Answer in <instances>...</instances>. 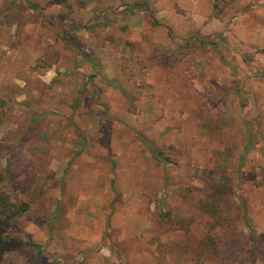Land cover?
I'll return each instance as SVG.
<instances>
[{"label": "rangeland", "instance_id": "rangeland-1", "mask_svg": "<svg viewBox=\"0 0 264 264\" xmlns=\"http://www.w3.org/2000/svg\"><path fill=\"white\" fill-rule=\"evenodd\" d=\"M0 190V264H264V0H0Z\"/></svg>", "mask_w": 264, "mask_h": 264}, {"label": "trees", "instance_id": "trees-1", "mask_svg": "<svg viewBox=\"0 0 264 264\" xmlns=\"http://www.w3.org/2000/svg\"><path fill=\"white\" fill-rule=\"evenodd\" d=\"M43 116L46 115L35 114L33 116L34 122L37 124L39 119H42ZM138 137L140 141L150 150L154 157L164 160L168 158L159 149L155 148L152 142L145 139L140 134ZM221 179V181L207 180L203 190V196L198 201V208L213 219V226L220 225L222 221H227L228 219L226 215L227 213H223V210L221 209V202L224 196L231 191V186L227 176L225 177L224 175ZM29 209L30 206L26 202L12 199L6 192L0 190V262L4 256V253L8 249H11L15 242L19 240L17 231L19 229L20 217L27 214ZM167 220L174 221L170 217H168ZM197 245L199 249L197 250L193 248L194 252L192 249H183L184 256H189V259L191 260L188 262H194L195 264H207V259L215 260L217 258L216 247L214 248L213 246L215 245V239L212 236L206 235L197 243ZM211 245V251L213 252V250H215L214 256L211 258L208 256L206 258L202 255H199V250H205ZM31 246L38 248V244L36 243H31ZM209 250L210 247L208 248V251ZM209 254L211 255V252H209ZM262 261L264 262V257L262 258Z\"/></svg>", "mask_w": 264, "mask_h": 264}]
</instances>
